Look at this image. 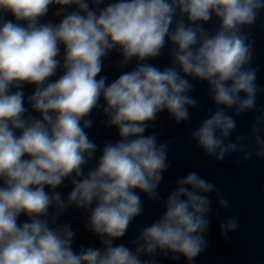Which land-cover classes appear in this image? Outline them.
<instances>
[{"label": "clouds", "instance_id": "clouds-1", "mask_svg": "<svg viewBox=\"0 0 264 264\" xmlns=\"http://www.w3.org/2000/svg\"><path fill=\"white\" fill-rule=\"evenodd\" d=\"M262 12L264 0H0V264H154L157 254L193 264L209 247L211 196L229 201L195 170L162 200L169 143L148 129L161 113L187 124L192 81L203 82L215 110L191 131L196 147L217 163L264 159V111L230 139L264 91L244 31ZM94 110L117 139L90 138ZM141 194L162 214L130 246L117 243L144 213ZM69 209L86 214L99 246L74 247L77 232L61 222ZM238 226L229 216L218 231L228 239Z\"/></svg>", "mask_w": 264, "mask_h": 264}]
</instances>
